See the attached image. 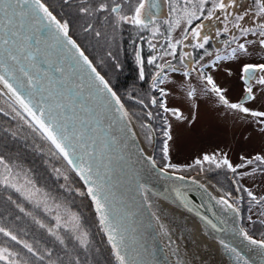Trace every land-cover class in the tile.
Wrapping results in <instances>:
<instances>
[{"label": "rangeland", "instance_id": "rangeland-1", "mask_svg": "<svg viewBox=\"0 0 264 264\" xmlns=\"http://www.w3.org/2000/svg\"><path fill=\"white\" fill-rule=\"evenodd\" d=\"M42 1L56 13L59 20L68 23L69 35L79 43L81 49L112 88L118 89L117 95L132 116L144 146L162 168L168 162L164 158L163 145L167 139L164 131L169 128L172 139L167 141L168 159L178 166V170L171 168L168 170L182 173L185 176L202 177L210 184L214 183L210 174L227 167L217 168L215 164L203 161L205 155L215 156L217 161L222 160L226 155L233 166L244 164L247 159H253L257 155L264 156V125L260 123L261 118L228 108L211 91L210 85L204 86L205 82L203 83L195 74L185 75L188 66L186 61L202 53L201 62L205 64L204 68L208 75L213 73L212 67L215 66L217 73L211 76L217 80V86L225 90L226 99L230 103H241L246 93V86L242 79L243 65L264 64V46L259 43L258 32L256 35H241L240 31L233 27V16L249 11V16H246L245 20L240 23L242 27H254L261 19L252 16V12L256 10L255 0H237L236 6L229 8L228 13L232 16L227 14L223 24L213 31L212 38H209L203 48L197 46L203 43V40L199 41V37L194 40L192 32L198 29L200 36L203 34V28L196 24L202 18L209 16L212 5L204 4L203 14H201L197 7L200 0H180L177 6L179 8L182 5V8L179 10L175 9L174 3L171 4L174 16L178 14L177 18L181 17V21L184 16L185 32H187L185 37L187 38L181 41V46L183 45V51L186 50V56L183 57L179 53V57L175 58L172 52L167 55V59L172 60L174 67L171 68L170 74L166 75L162 84H159L156 78L165 63L160 64L161 61L149 63L153 54L151 56V53L145 52L138 43L148 40L144 28L129 22L112 20L118 32L120 27L128 25L135 34L130 37V34L126 32L123 37H119L116 29L107 34L98 25L96 31L100 35L86 36L84 30L86 17L81 15V9L85 7V4L71 3V0H69L71 4H65V0ZM112 1L105 0L109 9L115 3L124 2V0H116L114 3ZM131 1V5L135 7L138 0ZM74 6L77 10L75 12L71 10ZM95 6L98 5L94 3L91 15L99 10ZM193 11L197 12L199 19L192 20L195 28L188 32L187 20ZM204 12L208 13L204 14ZM214 13L217 11L215 10L212 15ZM121 14L129 15L127 11ZM177 18L175 16V19H170L166 35H178L179 27L174 25ZM134 26L137 29H134ZM226 27L229 29L227 32ZM152 34L155 36L158 32ZM233 37L236 39L233 40ZM179 39L180 36L171 41L176 43ZM195 42H198L197 49L193 50L189 46H194ZM239 43L246 45V53L238 49ZM185 45L188 48H185ZM177 46L175 53L178 51ZM233 48L237 49L234 57L230 53L226 56L229 57L227 59H213L214 55L221 57L227 50L230 52ZM190 54H192L191 57H189ZM175 65L178 67L176 68ZM261 75L264 73L260 72L259 76ZM161 88L167 95L161 96ZM252 88L255 99L248 100L244 106L252 111L264 112V86L255 82ZM189 92L192 94L189 95ZM153 99L157 101L155 105L151 103ZM162 100L166 102L169 109H178L182 118L172 115L171 111L164 112L160 107ZM13 109L21 111L24 116L22 110H19L0 89V147L8 146L11 151L15 152L20 142H28L31 147L24 150H31L32 155L38 158L37 166L34 167H43V182L37 186L29 179L21 177L20 171L23 166L11 160L6 154L0 156V160L3 161L0 163V198L2 199L0 227L17 236V241H13L9 236L0 233V251L8 249V252L12 254L9 259L15 261L16 264H77V262L78 264H105L102 258L105 247L109 255L106 257L107 262L112 264L114 259L110 257V248L104 236L101 235L96 215L82 184L71 173L58 152L54 150L34 123L25 116L21 119ZM149 112L152 113L151 117L147 115ZM197 160H201L202 163L196 164ZM256 165L257 162L254 161L251 165L238 167L240 169L238 174H241L243 170L254 169ZM33 168H29V175H32ZM220 178L227 183L226 177L220 176ZM49 179L50 182H47ZM53 179L60 185L55 187ZM212 186L215 187L214 184ZM243 186H249L255 197L254 200L261 201L262 204L246 201L242 219L253 235L264 240V230L256 225L257 223L264 224V173L255 172L254 176L248 182H244ZM17 188L21 190L17 191ZM13 189L23 199L12 195V200L10 197ZM214 189L224 196L223 188L215 187ZM1 190L7 192L5 197H8L12 204L15 202L17 207L12 208L5 204ZM57 190H61L60 193L56 194ZM69 192L72 194L71 197L64 195ZM88 215H93V220H95L97 233L100 236L97 240L93 230L91 232L88 226L90 222ZM17 217L24 219L18 220ZM81 239L85 243H81ZM24 243L31 245L34 252H29L24 247ZM0 264H7V262L0 260Z\"/></svg>", "mask_w": 264, "mask_h": 264}, {"label": "snow or ice", "instance_id": "snow-or-ice-1", "mask_svg": "<svg viewBox=\"0 0 264 264\" xmlns=\"http://www.w3.org/2000/svg\"><path fill=\"white\" fill-rule=\"evenodd\" d=\"M208 2L209 0H200L197 7L201 14H203L204 4ZM236 3L237 0H213L212 10L208 14L211 16L216 9H219L231 15L227 13V10L230 7L236 6ZM147 4L148 0H138L131 15L121 14V3H115L110 9L106 4L102 3L100 5V10L110 11L116 14L117 22L124 21L140 26L141 28H148L149 24L152 22V13L150 10H146ZM255 4L256 10L252 12V16L261 18L260 22L254 27H242L240 21H244L245 17L249 16V11H245L243 14H235L233 16V27L238 29L241 35L244 36L248 34L256 35L258 32L260 37L259 43L264 46V0H255ZM81 11L88 13L89 9L85 7L82 8ZM193 19H199L196 11L189 14L187 20L188 25L192 24ZM25 28H27L26 33ZM45 29L55 42L52 47H61L66 50V53H71L78 69L87 76L88 86L94 90L95 98L103 100L104 104L111 110L113 117L118 119V117L115 116L116 112H121L125 117L128 115L127 112L123 111L124 106L119 104V98L116 97V94L108 87L107 81L96 72L88 56L80 50L76 41L69 36L68 23L66 21L61 22V20L57 19L42 0H0V49H3L7 53V61L0 62V84L11 94L14 103L18 105L19 109L22 110L23 113H26L28 117H31V121L38 126V129L46 139L55 146V149L63 155L68 164L78 171L85 184H90L88 195H90L96 203V210L100 213V222L104 225L105 231L108 232V240L112 244L113 249H115V255L119 264H134V262L127 261L125 255L121 254L122 251L126 254L127 249L122 236L117 240V234L120 231L119 223H113L108 219V209L112 207V200L115 198L113 189L117 183L114 176L116 172L114 162L124 159V157L119 154L118 139L115 136L111 137L112 143H114L118 149V153H113L107 139L101 135L103 132L102 128L99 126L94 127L92 128V132L95 136L88 135L87 130L83 127V118L69 117L65 114V104L62 103L55 94L57 86L53 83V78L50 73L45 72L43 77L36 74L40 69L35 63L34 57L36 53L40 52V48L33 49L30 42L33 35H36L37 44L46 43L39 39L38 36V34ZM153 30L158 31V29L155 28ZM228 30L229 29L226 27L225 31L227 32ZM96 35H100V33L97 32ZM192 35L194 38L199 37V30H194ZM202 39L203 43L197 45L200 48H203L204 44L207 43L208 37L205 36ZM235 39L236 38L233 37V40ZM178 43L180 42L177 41L176 43L170 44L171 49H173L172 55H175L174 50ZM9 49L12 50L9 51ZM238 49L241 52H247L244 43H239ZM236 52L237 49L233 48L231 55L234 57ZM227 58L229 57H216L217 60ZM155 59L156 57H153L152 60H149V63H152ZM21 60L27 62L28 68L34 69L35 71L25 70V67L21 66ZM58 71L63 72V68H58ZM162 72L163 69H161V73ZM257 72L264 73V64L243 65L242 79L246 85L244 103H230L224 95L225 90L217 86L212 76L205 75L204 79L206 85L211 86V91L218 96L222 104L232 110L259 117L261 118L260 123L264 125V112L252 111L244 106L247 100L255 99L253 88L249 81L256 79L255 74ZM93 73H95V76L92 75ZM161 73H157V76L160 77L158 81L159 84H162L166 79V76H162ZM185 75L188 74L185 73ZM256 83L264 86V75L259 76V78L256 79ZM74 86L80 89L81 92L84 90L83 83H78ZM160 93L161 96L167 95L162 88L160 89ZM191 94L192 93L189 92V95ZM61 95H63V93H61ZM113 97H116L115 104H119L118 108L115 107ZM93 98V95L90 93L89 99ZM64 99H68V97L65 96ZM151 103L155 105L157 103L156 99H153ZM160 107L164 112L167 113L171 111L172 115L177 118H182V114L178 109H169L166 106V102L163 100L161 101ZM79 108L90 111L85 109L84 104H80ZM13 110L16 112L17 116L24 119L21 111H17L16 109ZM73 111L75 112V109H73ZM147 115L151 117L152 113L149 112ZM73 119H77V125L75 127H70V123ZM25 122L28 123L27 120H25ZM107 127L111 132L112 123H109ZM164 136L167 139L163 145V153L165 160L168 162L161 171L167 172L169 168L178 170V166L172 164L168 159L169 148L167 141L172 139L170 128L164 131ZM98 140L99 148L97 149L96 145ZM149 159L151 158L149 157ZM203 161L213 163L217 168L226 166L235 173L238 167L251 165L254 161L264 163V156L257 155L253 159H247L244 164L238 166H233L226 155L220 161H217L215 156L205 155ZM2 162L3 161L0 160V163ZM152 163L155 165L154 160H152ZM201 163V160L196 161L198 165ZM177 179L183 180L185 177L178 176ZM13 186L15 187V185ZM20 190V188H17V191ZM248 195L255 199L251 191H248ZM218 203L232 207V205L223 198H221ZM21 211H23V209H21ZM0 233H4V235L9 236L11 240L17 241V236L3 227H0ZM242 234L252 244L258 245L260 248L264 249V240H255L249 236L247 232H243ZM78 239H80V237H78ZM81 243H85V241L81 239ZM221 243L223 244V241H221ZM24 247L27 248L29 252H34L32 246L27 243H24ZM225 247H227V245H225ZM232 251L235 252V249H232ZM10 255L12 254L8 252V249H3V251H0V260L6 261L7 264H16L15 261L9 259Z\"/></svg>", "mask_w": 264, "mask_h": 264}, {"label": "water", "instance_id": "water-1", "mask_svg": "<svg viewBox=\"0 0 264 264\" xmlns=\"http://www.w3.org/2000/svg\"><path fill=\"white\" fill-rule=\"evenodd\" d=\"M26 32L27 28H25ZM38 36L46 43L37 44L36 35H33L30 42L33 49L40 48V52L36 53L34 57L35 63L40 69L36 74L43 77L45 72L50 73L53 83L57 86L55 94L65 104V114L69 117L83 118V127L90 136H95L92 128L97 126L102 128L101 135L107 139L113 153H118V149L112 143L111 137L115 136L118 139L119 154L124 159L114 162V168L116 169L114 176L117 183L113 189L115 198L112 200V207L108 209V219L113 223L118 222L120 225L117 240L121 236L124 239L127 252L125 254L122 251L121 254L125 255V259L134 262V264H183L180 255L174 249L171 238L165 231V220L155 201L158 200L160 201L159 204L163 203V205L172 208L174 211H179L195 222L207 241L214 243L217 251L222 252L230 264H245V262L246 264H264V249L252 244L242 234L247 231L243 227L241 210L236 204V202H241V197L235 182L233 184L237 197L226 198L202 177H186L168 170L162 172V168L158 166L154 156L144 146L142 137H140L133 123L132 116H130L126 106L108 81L104 78L108 87L119 98V104L124 106L123 111L128 113L126 117L121 112H116L115 116L118 119H115L103 100L95 98L94 90L88 86L87 76L78 69L71 53H66V50L61 47H52L55 42L46 29L42 30ZM71 38L73 39V37ZM79 48L83 51L80 46ZM11 50L9 49V51ZM6 61L7 53L0 49V62ZM21 66H24L25 70L35 71L29 69L27 62L23 60H21ZM92 67L100 74L93 63ZM58 68H63V72L58 71ZM92 75L95 76V73ZM100 76L103 75L100 74ZM78 83L84 84L82 92L74 86ZM0 89L14 102L11 94L7 92L2 84H0ZM90 93L93 95V99H89ZM65 96L68 99H64ZM116 97H113L114 104ZM80 104H84L85 109L90 111L80 109ZM119 104H115V107L118 108ZM16 107L19 109L18 105ZM73 109H75V112ZM23 114L28 120H31V117H28L26 113ZM77 122V119H73L70 127H75ZM109 123H112L111 132L107 127ZM36 127L38 129V126ZM49 143L82 184L96 215L101 235L104 236L110 248L114 263L119 264L115 249L108 240V232L105 231L104 225L100 222V213L96 210V203L88 195L90 184H85L78 171L68 164L67 160L50 141ZM96 147L99 148V140ZM152 160L155 161V165ZM178 176H183L185 179L178 180ZM221 198L227 200L232 207L218 203ZM253 239L258 240L255 237ZM221 241H223V244ZM232 249H235V252Z\"/></svg>", "mask_w": 264, "mask_h": 264}, {"label": "flooded vegetation", "instance_id": "flooded-vegetation-1", "mask_svg": "<svg viewBox=\"0 0 264 264\" xmlns=\"http://www.w3.org/2000/svg\"><path fill=\"white\" fill-rule=\"evenodd\" d=\"M115 1L116 0H113L112 3H114ZM131 2H132L131 0H124V2L121 3L122 12L124 11V13H125L127 11V14H129V15L132 14L135 7L131 5ZM133 2H135V0H133ZM178 2L180 3V0H178V1H175V0H157V1L148 0V4L146 5V10H150L152 13V18H151L152 22L149 24L148 28H144L146 30L145 32L147 34L148 40L147 41H139L138 43L143 47V50L145 52H149V53H151V56L153 54V57H156V59L154 61H158V62L161 61L160 64L165 63V65L161 68V69H163V72L162 73H161V71L159 72V73H161L162 76L169 75L171 68L174 67L172 60L170 58L167 59V55H170V53L173 52L171 47H170V44L174 43V42H172L171 40L174 41V38L180 36V39H179L180 43L177 44L178 45L177 46L178 51H177V53H175L174 57L178 58L179 53H181V55L183 57L186 56V50L183 51V45L181 46V44H182L181 41H183V39L185 38L186 33H187V32H185L186 26L184 23V16L183 15H182L183 18L181 21V17L177 18L179 16H178V14H175L177 21L174 22V25L176 27H179L178 28V35L173 36L171 34H168V35L165 34L166 29L168 28L167 25L169 24V22H171L170 19L171 20L175 19V16L172 13L171 4L174 3L176 5V8H175L176 10H179V8H182L181 4H180L181 6L178 8V6H177ZM71 3H79V4L82 3V4H85V7H87L89 9L88 13H84L81 11V15L83 17H86V19H85L86 24H85V28H84L86 36H88V35L96 36V32H97L96 26H98V25H100L99 28L101 30L105 31L107 34L110 31L116 29V26L113 25L111 22L112 20L117 22V19H115L116 14L100 10V5L102 3L105 4V0H71ZM71 3L69 0H65V4H71ZM90 3H92V5H89ZM94 3L98 5L95 7H98L99 10L95 14L91 15V12H92L91 8L94 6ZM208 3H210L212 5L213 0H209ZM191 6H193V5H191ZM71 10L74 12L77 11L76 6L72 7ZM180 11H181V9H180ZM216 11H217V13H214V15L204 17L200 21H198V23L196 24V25L202 27L204 30L202 32L203 34L201 36H199V39H198L199 41L203 40L202 38L205 36L208 37V40H209V38H212L213 31L216 28L219 29L221 26L220 24H223V21L225 20V17L227 16V14L224 11H221L219 9H216ZM228 12H229V9L227 10V13ZM206 13H208V12H204V14H206ZM231 16H232V14L230 15V17ZM213 18H215V19L213 20ZM98 21H100L99 24H96ZM193 25L194 24L188 25V23H187L188 30H189L188 32H190L192 28H195ZM135 26H134V29H137ZM122 27L119 28V32L116 29L119 37H123V34L126 32H128L130 34V37L135 34L133 29L130 28V26L125 25ZM154 28L158 29V31H157L158 34L155 36L152 34V33L156 32L153 30ZM168 36H169V38H168ZM196 38L197 37H195L194 40ZM197 44H198V42H195L194 46H189V47L193 50H196ZM185 48H188L187 45H185ZM230 53H232V51L229 52L227 50L224 54L221 55V57L229 56ZM201 55H202V53H198V54H196L195 57H191L192 54H190L189 57H191L190 59H192V60L186 61L187 65H188L186 68V70H187L186 73L188 75L195 74L196 76L199 77V79L203 83L205 82L204 86H207L206 81L204 79V76L208 75V74H207V70L204 68L205 64L203 62H201L202 61V58L200 57ZM216 57L217 56L214 55L213 59ZM220 60H224V59H220ZM175 67L177 68L178 66L175 65ZM196 68H198L199 70L197 71ZM212 68H213L212 69L213 73L209 74L210 76L211 75L214 76V74L217 73L215 66H213ZM259 75H260V72H257L255 74L256 79L259 78ZM188 77H190V76H188ZM159 79H160V77L157 76L156 80L159 81ZM256 79H253L250 81L251 86L256 82ZM213 80L217 84V80L216 79H213ZM243 82H244V80H243ZM244 84H245V82H244ZM245 96H246V93H245L241 103H244ZM263 164L264 163L257 162L256 168H254V169L250 168L248 170H243V172L241 174H238V171L240 170L239 168H237V172H235V173H233L229 168H224L219 172L217 170L215 173L210 174V177L212 175V178L214 179L213 180L214 183H212V184H214L215 187L223 188L225 191L224 196L226 198H231V197L236 198L237 197V193H236V190H235V187L233 184V182H235L236 186L239 189V193H240V197H241V202H236V204H237L238 208H240V210H241L242 218H243V212L245 210L244 205L246 204V201H255L252 197H250L248 195V191H251L250 187L249 186L245 187V186H243V184H244V182H248L250 180V178H252V176H254L255 172H259V173L263 172L264 173V165ZM219 175L222 176L223 178L226 177L227 183H225L220 178ZM243 177H244V179H243ZM247 199H249V200H247ZM255 203L262 204L261 201L260 202L255 201ZM242 206L244 209L242 208ZM256 225L260 226V227L261 226L264 227V224L261 225V224L257 223ZM243 227H244V229H246V231L248 232V234L251 237H253V238L255 237L258 240H263V239L258 238L255 235H253L251 229L247 225H245L244 220H243Z\"/></svg>", "mask_w": 264, "mask_h": 264}, {"label": "bare ground", "instance_id": "bare-ground-1", "mask_svg": "<svg viewBox=\"0 0 264 264\" xmlns=\"http://www.w3.org/2000/svg\"><path fill=\"white\" fill-rule=\"evenodd\" d=\"M155 201L164 217L165 231L183 264H230L222 252L217 251L214 243L207 241L195 222L179 211H174L163 203L159 204L160 201Z\"/></svg>", "mask_w": 264, "mask_h": 264}, {"label": "trees", "instance_id": "trees-1", "mask_svg": "<svg viewBox=\"0 0 264 264\" xmlns=\"http://www.w3.org/2000/svg\"><path fill=\"white\" fill-rule=\"evenodd\" d=\"M114 89H115V87H114ZM116 90V93H118L117 92V88L115 89ZM3 133H5V132H3ZM5 134H7V133H5ZM9 139H11V138H9ZM9 139H7V140H9ZM7 140H4V141H7ZM45 141V140H44ZM46 142V141H45ZM7 143H9L8 141H7ZM14 144H15V142H13ZM47 143V142H46ZM4 146H6V145H4ZM29 147H31V145L28 143V142H26V141H22V142H20L19 144H18V149L14 152L13 150L11 151L9 148H8V146H6L5 148L4 147H0V156L1 155H3V154H6L8 157H10L11 158V160H13L14 162H17L18 164H20V165H22L23 166V168L21 169V171H20V175H21V177H25V178H27V179H29L30 181H32L35 185H37V186H40V184H42V182H43V174H42V170H43V167L42 166H40V167H38V168H35L34 166L37 164V162L39 161L38 160V158H36L35 156H34V154L32 155V153H31V150H28V151H25L24 149H27V148H29ZM38 165H40V164H38ZM37 166V165H36ZM34 167V168H33ZM29 168H33V173H32V175H29V173H28V170H29ZM12 177H13V174L11 175ZM47 182H50V179L49 180H47ZM53 184L55 185V187H57V186H59L60 184L58 183V182H56L54 179H53ZM70 188V187H69ZM60 191L61 190H57L56 191V194L57 193H60ZM62 191H66V190H62ZM7 193V192H6ZM3 190H1V195H2V197L4 198V200L6 201V205H9L10 207H12V208H14V207H17V204L14 202V204H12L11 203V201L9 200V198L8 197H5V194H6ZM12 195H16L17 197H19L20 199H23V197H21L18 193H16L15 192V190L13 189L12 190V192H11V197L10 198H12V200H13V197H12ZM64 195H68V196H70L71 197V192H69V194H67V193H64ZM63 195V198L65 197ZM0 202H2V199L0 198ZM88 218H89V223H88V226L90 227V229H91V232H92V230H93V233H94V236L96 237V240H97V238L99 239L100 238V236H98V231H97V228H96V226H95V220H93V215H88ZM17 219L19 220V219H24V218H21V217H17ZM93 220V221H92ZM258 227V226H257ZM260 227V226H259ZM95 228H96V231H95ZM261 229H263L264 230V228H263V226H261L260 227ZM20 233V232H19ZM21 234V233H20ZM104 247V246H103ZM109 257V255H108V252H107V249L104 247V253L102 254V258L104 259V261H105V264H108V262H107V258L106 257ZM110 257H112L111 256V254H110ZM113 258V257H112ZM114 263V262H113ZM112 263V264H113Z\"/></svg>", "mask_w": 264, "mask_h": 264}]
</instances>
